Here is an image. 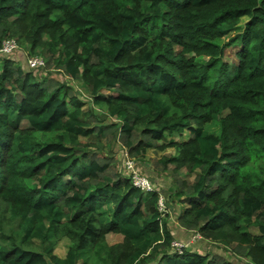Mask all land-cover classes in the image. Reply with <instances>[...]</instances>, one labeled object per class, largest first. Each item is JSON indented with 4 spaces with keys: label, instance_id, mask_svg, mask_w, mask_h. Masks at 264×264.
Segmentation results:
<instances>
[{
    "label": "trees",
    "instance_id": "trees-1",
    "mask_svg": "<svg viewBox=\"0 0 264 264\" xmlns=\"http://www.w3.org/2000/svg\"><path fill=\"white\" fill-rule=\"evenodd\" d=\"M7 37L80 80L106 114L0 52V264H78L85 255L232 264L172 250L174 196L186 204L182 228L264 264V0H0V45ZM216 116L218 132L205 130ZM116 131L131 154L172 146L161 163L198 169L169 189L166 211L158 192L145 194L95 151ZM110 232L121 241L109 244ZM63 236L70 245L58 257L53 241Z\"/></svg>",
    "mask_w": 264,
    "mask_h": 264
},
{
    "label": "rangeland",
    "instance_id": "rangeland-1",
    "mask_svg": "<svg viewBox=\"0 0 264 264\" xmlns=\"http://www.w3.org/2000/svg\"><path fill=\"white\" fill-rule=\"evenodd\" d=\"M246 20V17H242L240 21L237 23L234 31L230 33L233 35L236 33V29L241 30L243 27V23ZM227 37H221L217 39L220 44L226 41ZM189 54L188 56H190ZM15 62H19L21 67L25 70H31L28 68L26 64V58L30 56L27 54V50L23 45H19V48L11 55ZM224 57L228 62L234 61L232 48L224 49ZM37 75L40 77H49L56 81L66 82L68 85L72 87L74 92L80 97L85 105L82 107L83 110L91 109L99 118H102L106 114L105 108H101L92 104L91 98L88 96V92L85 89V86L82 84L80 80L73 79L69 75H66L64 71L57 68L54 63L49 62L46 66L39 70ZM112 121H116V119L109 118L105 120V122L109 123ZM26 125V124H24ZM218 132L219 130V117L216 116L212 121L208 122L205 126V130ZM36 136H32L34 138H38V133H35ZM187 138V132L185 131L182 137L175 136L174 139L178 141H182ZM86 140V139H83ZM92 149H95L93 146ZM172 146H168L165 149H159L156 147H149L144 152L139 153L138 155L131 154L127 147L119 140L118 131H116V135L108 134V136L101 140V146L95 149L97 154L101 156L110 157L111 162V170L113 172H119L128 176L132 170L140 171L142 174L146 175L153 184L163 192L165 197V206L166 200L169 194V189L176 187L179 185L181 180H185V183H191L194 179L195 174L198 172V169H195L193 172H190L188 167H183L178 171L173 170V165L165 166L160 162L164 155L176 154L177 151L174 150ZM31 182H33L31 180ZM178 188V187H177ZM175 190H172V194ZM171 202H169L168 211L170 212L168 217V227L173 233L174 239L181 242L187 243V247L192 251H197L200 253H210V254H221L222 256L229 259L232 264H252L250 257L247 255L236 253L234 250L235 244L224 245L221 243H216L210 241L205 238H200L199 240H195L194 242H190L192 231L186 230L182 228L177 222V215L183 209L186 204L179 201L177 196L173 198H169ZM167 208L165 209V211ZM256 229L251 228V232L255 233ZM202 237V236H201ZM107 241L109 244H113L121 241L122 235L118 233H108ZM70 245V241L66 236L61 238H57L53 241V254L58 257H64L67 249ZM86 261L85 264H99L95 259L93 260L92 256H83L79 259V263L82 261Z\"/></svg>",
    "mask_w": 264,
    "mask_h": 264
},
{
    "label": "built area",
    "instance_id": "built-area-1",
    "mask_svg": "<svg viewBox=\"0 0 264 264\" xmlns=\"http://www.w3.org/2000/svg\"><path fill=\"white\" fill-rule=\"evenodd\" d=\"M19 48L18 41L13 37L4 38L1 41L0 52L3 55H11ZM26 64L29 69L33 70L35 73H38L45 66V59L42 55H30L26 58ZM131 180V183L142 190L145 194L158 192V209L159 211H165V197L164 194L153 184V182L140 171L132 170L128 175ZM192 239L190 242L195 241L196 239L201 238V235L198 232H193ZM172 250L177 253H182L183 249L187 247V243L181 242L178 240H173Z\"/></svg>",
    "mask_w": 264,
    "mask_h": 264
},
{
    "label": "clouds",
    "instance_id": "clouds-1",
    "mask_svg": "<svg viewBox=\"0 0 264 264\" xmlns=\"http://www.w3.org/2000/svg\"><path fill=\"white\" fill-rule=\"evenodd\" d=\"M33 71V70H32Z\"/></svg>",
    "mask_w": 264,
    "mask_h": 264
},
{
    "label": "crops",
    "instance_id": "crops-1",
    "mask_svg": "<svg viewBox=\"0 0 264 264\" xmlns=\"http://www.w3.org/2000/svg\"><path fill=\"white\" fill-rule=\"evenodd\" d=\"M193 233V232H192Z\"/></svg>",
    "mask_w": 264,
    "mask_h": 264
}]
</instances>
